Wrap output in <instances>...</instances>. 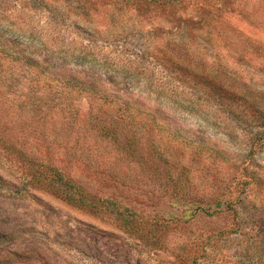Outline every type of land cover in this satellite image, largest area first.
<instances>
[{"label": "rangeland", "instance_id": "rangeland-1", "mask_svg": "<svg viewBox=\"0 0 264 264\" xmlns=\"http://www.w3.org/2000/svg\"><path fill=\"white\" fill-rule=\"evenodd\" d=\"M163 2L0 0V264H264V0Z\"/></svg>", "mask_w": 264, "mask_h": 264}, {"label": "trees", "instance_id": "trees-1", "mask_svg": "<svg viewBox=\"0 0 264 264\" xmlns=\"http://www.w3.org/2000/svg\"><path fill=\"white\" fill-rule=\"evenodd\" d=\"M156 2H163L164 0H154ZM164 3V2H163ZM58 78V79H57ZM55 79L59 80L60 83V90L56 91V98L60 101L61 100V96H67L68 98L70 97H75V96H81L84 94H89L87 95L88 97L91 96V98L94 96V98H100L101 100H103L104 102H110L111 101V95L110 94H103L101 92H99V90H97L96 85L91 82V81H86L85 79H82L80 77H76L73 76L72 74H67L66 71H63L62 73H50L49 74V80H48V84L51 85L53 83H59L57 82ZM93 92V94L91 95L90 92ZM79 93V95L77 94ZM71 94H77V95H71ZM100 94V95H99ZM65 99V98H64ZM112 102V101H111ZM79 102H75L73 104H65V102H59L58 105H56L57 107L61 108V110L65 111V112H69L70 114H74V117L77 118L79 115V106H78ZM91 106H92V110H93V106L94 102H91ZM121 106L124 107V110H129L130 109V104L128 102H124L121 103ZM96 107V106H95ZM90 113H91V109H90ZM156 120V118L154 119ZM90 124H93L94 126L98 127V130L101 131V133L104 135L107 134V132H105L107 129L104 128L102 126V124H100L99 122H95V120L92 119V117L90 118ZM91 125V126H93ZM262 128L264 129V117H263V125ZM106 129V130H105ZM170 130V129H169ZM170 134L173 136V138L175 139H181L185 144L187 145H193L194 139L193 137H189L188 134H186L185 132H183L180 129H173L170 131ZM201 139V137H199ZM198 138V139H199ZM204 140H203V142ZM202 143H197L195 144V146H198L201 149H197V152L201 153L203 150H205L204 146ZM211 149V148H209ZM207 149V150H209ZM215 156H217L218 158H222V159H227L226 156H224L223 154H221L219 151H216V153H214ZM47 167V171L45 173V176H50V178H52V182H53V186H55V190L61 194V196L65 197L66 199L72 201V202H79L81 204H83L84 199L82 197V195L79 193V190L75 187L74 183H72V180L66 179L64 177V175L62 173H60V171L54 167ZM250 179L246 180L245 183L243 185H247L250 183ZM78 194V195H77ZM109 205L112 204L113 206V202L108 201L107 202Z\"/></svg>", "mask_w": 264, "mask_h": 264}]
</instances>
